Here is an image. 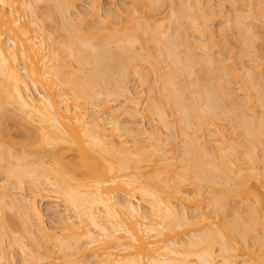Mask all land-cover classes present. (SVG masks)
<instances>
[{"label": "bare ground", "instance_id": "1", "mask_svg": "<svg viewBox=\"0 0 264 264\" xmlns=\"http://www.w3.org/2000/svg\"><path fill=\"white\" fill-rule=\"evenodd\" d=\"M80 1L0 0V264H264V64L236 67L260 38L248 19L264 27V0L244 14L219 0L244 36L223 60L202 36L225 11L202 0H106L103 16L94 0L78 16L90 32L48 48L46 21L67 28Z\"/></svg>", "mask_w": 264, "mask_h": 264}, {"label": "rangeland", "instance_id": "2", "mask_svg": "<svg viewBox=\"0 0 264 264\" xmlns=\"http://www.w3.org/2000/svg\"><path fill=\"white\" fill-rule=\"evenodd\" d=\"M202 1L209 2L211 4L212 9L216 13H219V11H221L222 8L225 11L223 16H220V14H218V16H216V19L211 23V27L213 29L212 35L211 36H209V35L202 36V38L205 39L206 43H209L208 46L210 48V53H212L213 56L219 60L227 59V57L231 53H233L235 56H238L241 48L244 45V39H243L244 36L241 35L238 31H234L230 28L229 20H231L232 15H233V11H231V6L228 3H226L222 7V6H220L219 0H202ZM117 2H118V6L124 10L126 8H128L130 5L129 0H118ZM242 3L246 4L247 0H241L240 2H238L237 9H238V11H241L244 14L246 7H244ZM92 5H94V0H81L78 7L76 8V11H75L72 19L70 20L69 25L67 24V28L65 26L61 25L56 19L47 20L46 22H48V26H47L48 34H52L53 37L55 38V40L53 42L51 40L46 41L47 47L50 49H52L55 46L57 47L58 41L60 42V41L66 40L67 36L70 33H72V32L74 33L75 31H77L76 30L77 28L81 31L80 34L83 33L84 35H87V33L90 32V29H92V27H93L92 19L90 21H81L78 19V16H84V17L91 18L89 11H90V8ZM107 5L108 4H107L106 0L97 1V9H98L99 13L102 14V16L106 13ZM38 6L40 7L39 10L43 11V8L45 9V2L39 1ZM167 14H168V9L166 7H162L157 16L160 18H163ZM28 16H29L28 11L23 12V15H21V20L23 21L24 19H27ZM248 22H249V26L251 27V29L253 31L257 32V34L260 38L255 41L253 50L251 51L250 54H248L245 57L244 63L241 64L237 61L236 67L238 68V71L240 73L243 71V69H244L243 66H244V67H248V69H253L256 74H259L258 64L259 63L264 64V52L262 50V45H263L262 38L264 37V27H262L261 21L259 19L249 18ZM34 32H36L37 34H43V32H41L39 30H37V31L35 30ZM83 34H81L82 37H84ZM185 34H186V37L189 39V41H194L193 38L196 35L193 34V32L190 29L187 28L185 31ZM220 47L224 48V50L221 51L219 49ZM208 53H209V51H208ZM164 65L165 66L167 65V68H168L169 62H165ZM149 76L153 77V72H150ZM185 79L188 82V85H194L197 81V77L190 76L188 74L185 75ZM241 79H242V77H241ZM231 80H232L231 86H232V88H234L235 92L238 94V99L241 100L243 98V91L242 90L238 91V89H239L238 87L240 86V79L232 78ZM130 83L134 84L133 81H131ZM143 88H144L143 100H145L148 96V92L145 90L146 86H144ZM189 94H191V93H189ZM254 104H255L254 111L257 114H260L262 111H264V109H262L260 106H258L257 103H254ZM173 117H174L173 115L170 116V118H173ZM6 120H7L6 124H7V127L9 129V132L14 136V138H16L18 140L24 139V136L21 134V132L18 129V126L15 124V122L13 120H10V119H6ZM153 123H157V121L150 122L147 118H145L143 120V124L146 127L151 126ZM222 127H224V129H226L225 132H227V127L225 126V123H223ZM125 137H127V136H125ZM205 139H207L209 141L208 145H210L212 147L214 142L211 140V137L206 136ZM178 144H179L178 140H176L175 136L172 135L171 140H170V146L176 147ZM260 164H261V167L263 170L264 169V160H261ZM6 182H7V180L5 177V170H4V167L2 166V164L0 163V194L3 190L2 185L5 184ZM12 192H13L14 196H16V197L17 196H26V195H28V197H29V195L31 194L30 193L31 189L29 187L22 188V189L21 188H13ZM36 202L39 205V207L44 211V213H46V215L44 216L45 223L47 225H50V224L58 225V223L56 221H54L52 212L48 211V213H47L46 209H47L48 203L46 201H44L43 199H38V200H36ZM9 212L12 213V211H10V210L6 211V213H9ZM34 223L36 224V221ZM24 240H25V243H27L29 245L28 248L29 247L31 248L29 240L26 237L24 238ZM118 249H120V248H118ZM119 252H123V251H119ZM13 254L15 256V260L19 261L23 257L24 253L20 249L15 248L13 250Z\"/></svg>", "mask_w": 264, "mask_h": 264}]
</instances>
